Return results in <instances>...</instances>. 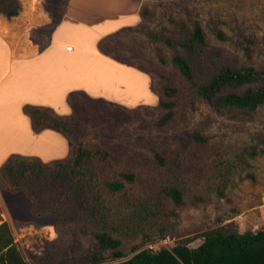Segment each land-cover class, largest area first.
Returning a JSON list of instances; mask_svg holds the SVG:
<instances>
[{
  "label": "rangeland",
  "instance_id": "374dc122",
  "mask_svg": "<svg viewBox=\"0 0 264 264\" xmlns=\"http://www.w3.org/2000/svg\"><path fill=\"white\" fill-rule=\"evenodd\" d=\"M66 1L0 0V13L17 9L25 20L49 18L32 34L43 47ZM141 17L137 27L104 39L101 50L147 72L155 91L175 88L172 96H161L175 102L173 116L161 123L166 111L161 106L127 108L73 93V118L66 124L71 154L51 168L67 164L70 170L78 150H88L91 155L75 170L91 177L86 197L99 211L95 217L89 207L55 210L49 204L37 213L24 191H10L9 181L0 182L10 229L27 264H107L149 245L157 249L188 240L196 247L205 231L220 226L239 232L264 228L257 207L264 203V103L253 111L214 110L172 61L174 55L187 57L198 83L208 82L223 65L264 70V0H143ZM195 23L204 46L185 49L164 42L190 40ZM261 85L264 79L221 93ZM128 88L140 93L134 82ZM121 172H132L135 179L120 191H108L105 182L119 179ZM172 187L181 191L180 204L168 194ZM63 190L58 183L53 194ZM61 215L72 219L62 221ZM98 230L121 241L122 256L99 246ZM95 255L101 257L97 263Z\"/></svg>",
  "mask_w": 264,
  "mask_h": 264
},
{
  "label": "crops",
  "instance_id": "0c3cea01",
  "mask_svg": "<svg viewBox=\"0 0 264 264\" xmlns=\"http://www.w3.org/2000/svg\"><path fill=\"white\" fill-rule=\"evenodd\" d=\"M142 7L143 0H67L43 47L32 34L49 18L29 21L19 10L11 17L0 13V167L11 154L43 162L70 154L68 139L59 131L33 130L25 105L70 115L75 92L127 108L158 104L160 95L147 72L101 50L104 39L141 22ZM128 82L140 93H131ZM257 207L264 225V203ZM10 219L0 190V223L10 228Z\"/></svg>",
  "mask_w": 264,
  "mask_h": 264
},
{
  "label": "trees",
  "instance_id": "16d2710c",
  "mask_svg": "<svg viewBox=\"0 0 264 264\" xmlns=\"http://www.w3.org/2000/svg\"><path fill=\"white\" fill-rule=\"evenodd\" d=\"M15 14H17V9L5 12L7 17ZM129 29H132V27H129ZM214 32L219 39L224 38L221 32ZM164 42L167 45H179L185 49L200 48L205 45L203 32L197 23L192 27L190 40L183 41L167 37ZM172 61L191 86L196 87L198 95L214 110L238 109L253 111L258 105L264 103V85L247 88L240 93H221L224 87L235 88L263 80L264 70L252 66L232 67L223 65L208 82L198 83L194 79L187 57L174 55ZM157 92L160 95L157 105L166 109L159 121L166 123L173 116L172 108L175 102L162 99L161 96H172L175 93V88L163 86ZM23 110L30 117L35 132L51 128L67 137L71 154V142L67 136V133L71 134V131L66 127V124L73 118L72 114L60 116L52 113L50 108L34 105H25ZM197 138L204 140L203 138ZM69 155L60 160L43 162L34 156L11 154L0 167V182L3 180L9 181L8 188L10 191H24L33 200L37 213L47 210L48 205L53 204L55 210L89 207L96 217V213L99 211L97 204L90 202L88 200L89 196L86 197L87 193L91 192L89 188L91 177H85L84 174H80V171L75 170V168L80 169L83 166L84 159L90 156L91 153L88 150L79 149L75 154L73 163L70 165V170L67 169V164L59 165L57 171L51 168L52 165L68 162ZM156 157L159 158L157 154ZM119 176V179L105 182L108 191H120L123 189L125 181L132 182L135 179L132 172H121ZM58 183L63 186L64 190L58 194H53ZM168 194L175 204L181 203L182 195L178 188H170ZM99 215L102 214L99 212ZM67 218L66 215H61L60 220L72 219L71 216H67ZM101 220L103 221L104 218L101 217ZM95 238L102 249H111L114 257L122 256L118 249L121 245L119 239L112 237L105 230L95 232ZM100 259V256L95 255L92 262L97 263ZM0 264H27L6 222L0 223ZM107 264H264V228L256 231L239 232L227 226H220L205 231L202 234V242L196 247H189L188 240H182L168 247L142 248L124 260Z\"/></svg>",
  "mask_w": 264,
  "mask_h": 264
},
{
  "label": "built area",
  "instance_id": "2783aa9c",
  "mask_svg": "<svg viewBox=\"0 0 264 264\" xmlns=\"http://www.w3.org/2000/svg\"><path fill=\"white\" fill-rule=\"evenodd\" d=\"M164 246V245H163ZM149 248L156 249V246L149 245Z\"/></svg>",
  "mask_w": 264,
  "mask_h": 264
}]
</instances>
